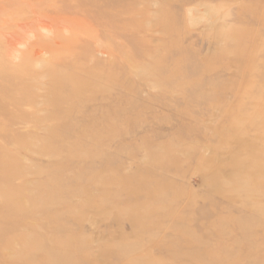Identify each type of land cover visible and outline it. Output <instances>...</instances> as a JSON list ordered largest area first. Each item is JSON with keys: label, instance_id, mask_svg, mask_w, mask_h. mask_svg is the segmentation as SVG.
Masks as SVG:
<instances>
[{"label": "rangeland", "instance_id": "obj_1", "mask_svg": "<svg viewBox=\"0 0 264 264\" xmlns=\"http://www.w3.org/2000/svg\"><path fill=\"white\" fill-rule=\"evenodd\" d=\"M0 264H264V0H0Z\"/></svg>", "mask_w": 264, "mask_h": 264}, {"label": "bare ground", "instance_id": "obj_2", "mask_svg": "<svg viewBox=\"0 0 264 264\" xmlns=\"http://www.w3.org/2000/svg\"><path fill=\"white\" fill-rule=\"evenodd\" d=\"M7 6V5H6ZM2 7H3V5H2ZM2 9V8H1ZM51 35H52V30H50V32H49ZM15 35V34H14ZM51 38H54L53 37V35H52V37ZM18 40V39H17ZM21 45V44H20ZM36 51V50H35ZM37 51H38V49H37ZM40 51V50H39ZM42 51V50H41ZM43 52V51H42ZM104 52V51H103ZM102 53V52H101ZM36 55H39V52H38V54H36ZM41 55H43V53L41 54ZM149 202H151V201H148V202H146V203H148L149 204Z\"/></svg>", "mask_w": 264, "mask_h": 264}]
</instances>
